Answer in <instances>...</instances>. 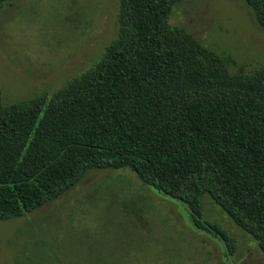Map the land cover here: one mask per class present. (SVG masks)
I'll return each mask as SVG.
<instances>
[{"label":"trees","instance_id":"obj_1","mask_svg":"<svg viewBox=\"0 0 264 264\" xmlns=\"http://www.w3.org/2000/svg\"><path fill=\"white\" fill-rule=\"evenodd\" d=\"M181 1L120 0L115 38L52 95L4 104L0 85V221L56 200L90 170L130 169L232 253L234 238L204 216L209 197L264 254V67L232 73L172 26ZM245 1L264 29V0Z\"/></svg>","mask_w":264,"mask_h":264},{"label":"rangeland","instance_id":"obj_2","mask_svg":"<svg viewBox=\"0 0 264 264\" xmlns=\"http://www.w3.org/2000/svg\"><path fill=\"white\" fill-rule=\"evenodd\" d=\"M120 0H10L0 8L3 103L52 95L97 62L115 38ZM180 27L228 59L232 73L264 67V29L245 0H182ZM204 216L235 240L201 232L187 204L130 169L90 170L22 218L0 221V264H264L258 243L209 197Z\"/></svg>","mask_w":264,"mask_h":264}]
</instances>
